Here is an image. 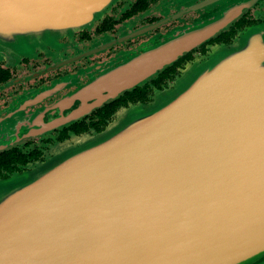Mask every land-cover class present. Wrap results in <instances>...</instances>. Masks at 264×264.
<instances>
[{"label": "water", "instance_id": "95a60500", "mask_svg": "<svg viewBox=\"0 0 264 264\" xmlns=\"http://www.w3.org/2000/svg\"><path fill=\"white\" fill-rule=\"evenodd\" d=\"M116 1L0 0V61L53 45ZM213 28L164 36L120 69L122 86ZM49 154L0 179V264H264V28Z\"/></svg>", "mask_w": 264, "mask_h": 264}, {"label": "flooded vegetation", "instance_id": "af4514ba", "mask_svg": "<svg viewBox=\"0 0 264 264\" xmlns=\"http://www.w3.org/2000/svg\"><path fill=\"white\" fill-rule=\"evenodd\" d=\"M211 35L128 88L129 61L190 26ZM264 28V0H117L91 25L0 61V179L43 161L73 135L101 132L131 103L154 101L217 45Z\"/></svg>", "mask_w": 264, "mask_h": 264}, {"label": "rangeland", "instance_id": "374dc122", "mask_svg": "<svg viewBox=\"0 0 264 264\" xmlns=\"http://www.w3.org/2000/svg\"><path fill=\"white\" fill-rule=\"evenodd\" d=\"M155 100V99H154ZM55 146V145H54ZM52 149V148H51ZM50 155V154H49ZM49 155H47V157L49 156ZM47 157L44 159V160H46L47 159Z\"/></svg>", "mask_w": 264, "mask_h": 264}]
</instances>
